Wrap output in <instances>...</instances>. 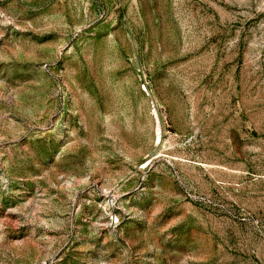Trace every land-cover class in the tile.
<instances>
[{
    "label": "rangeland",
    "instance_id": "rangeland-1",
    "mask_svg": "<svg viewBox=\"0 0 264 264\" xmlns=\"http://www.w3.org/2000/svg\"><path fill=\"white\" fill-rule=\"evenodd\" d=\"M0 264H264V0H0Z\"/></svg>",
    "mask_w": 264,
    "mask_h": 264
}]
</instances>
